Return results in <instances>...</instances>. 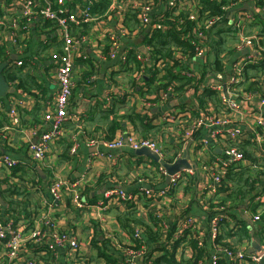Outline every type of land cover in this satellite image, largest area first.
Instances as JSON below:
<instances>
[{"label":"crops","instance_id":"0c3cea01","mask_svg":"<svg viewBox=\"0 0 264 264\" xmlns=\"http://www.w3.org/2000/svg\"><path fill=\"white\" fill-rule=\"evenodd\" d=\"M80 1L71 0L70 5L81 4ZM83 1L88 2V0ZM166 1L157 5L151 13L152 17L167 11ZM256 2L257 0H238L231 4L229 0L228 4L232 7L226 11L223 22L203 32L204 40L208 43L209 48H215L214 45L220 43V49H223L220 58L223 66L214 71L217 72L216 77L221 82H225L230 76L233 63L251 51L250 48H243L242 51L235 50L234 46L239 38L253 36L255 40H260L263 48L261 52L264 53V10L262 7H257ZM130 13L122 12L120 7L115 10L110 7L106 8V10L94 14V19L90 21L87 30L78 34L79 38L77 37L73 51L74 87L67 106L69 119L63 125L60 137L52 144L43 168L37 170L33 176L35 179L26 176V182L23 185L11 183L18 179L12 178L13 172L4 167L1 157L9 156L18 160L26 170V175L29 169L31 170L35 166L28 152V145L50 127V124L44 119V114L51 109L52 99L57 92L54 55L58 56L63 53L64 40L58 31L47 27V21L36 19L30 23L29 33L18 47H14L10 43L6 44V52L9 55L6 61L15 63L16 60H23L24 65L19 68L18 77H20L21 83L19 79L16 81L17 86L11 83V86L15 87V92L0 100V132L3 135L0 136V196L4 200L6 199V203L18 202L14 209L17 210V217L22 215L21 202L25 197L29 199L28 202L32 210L42 203L46 208L56 203L57 206L54 207L53 212L59 219V224L62 225L60 227L70 228L82 236L85 245L82 242L84 247L80 253L93 264H103L104 261V257L97 253L96 247L91 245V240L96 234L94 225H97L100 231L102 225L108 227L106 231L102 230L100 233L101 236H105V234L107 236L100 237L102 243L99 245L104 244L110 250H119L120 244L126 245L131 241V235L123 227V222L128 218L126 215L131 210L126 204L116 203L104 212L103 221H97L95 217L100 218L102 211L99 212L93 208V212L90 213V210L76 209L73 206L72 195L66 188L61 190L60 200L54 202V196L49 191L51 183L57 176L71 181H80L83 184V190L87 189L85 198L90 203H95L106 189L113 188H122L140 196L139 187L143 183L146 184L149 180L148 177L152 183L156 181L151 178L153 165H156L155 161L147 157L142 158L133 154L134 150L129 146H125L123 150H120V153L117 152L119 154L116 156H108L104 152L98 153L101 149L102 151L105 149L90 146V138H106L110 135L107 129L112 121L116 118L123 120L121 119L123 115H127L126 120L122 122L123 129L118 130L115 137L126 134L143 137L141 129L139 127L135 129L133 124L127 120L128 114L133 111L142 115L149 114L150 123L161 127V134H158L154 139L163 149H168L169 155L173 154L174 150H182L183 153L194 151L195 153L197 149V136L186 141L181 135L185 125L181 119L168 123L161 122V118L166 113L178 112L194 102L195 97H198L196 91L191 89L177 91L176 96L169 92L165 97L160 93V101H153L151 100L153 95L147 94L146 88H142L136 82L134 76L136 70L124 66L122 61L124 55L129 57L130 52L137 48L146 56V60L150 61V55L146 54L148 49L145 41L150 29L140 23L137 14L135 19L132 16L134 12ZM241 15L242 19L239 18ZM74 33H78L76 29H74ZM112 35L120 42L114 57L109 53ZM246 50H248L247 53H245ZM261 52H257V54L260 55ZM12 56H16L17 59L12 60ZM202 58L193 60L191 66L199 67L204 61ZM147 70L152 75V71ZM122 95H126L125 107H119L117 104L116 98ZM11 108H16L20 117V123L16 126L11 123ZM262 111L264 113V108ZM257 113L259 112L257 111ZM183 118L189 124L192 114ZM251 129L248 128V131L251 132ZM200 133L205 136L207 131L202 130ZM218 152H220L219 148H213L212 154ZM7 177L12 179L9 181L6 179ZM27 177L29 178L27 179ZM262 179V186H264V176ZM22 186L28 189V193ZM7 189L11 193L3 192ZM22 193H27V195H21ZM263 194V190H258V197ZM197 196H191V194H185L182 190H178L177 204L172 209L167 205L163 207L166 221H172L175 215L179 217L180 212L188 207L190 208L188 214L196 217L202 229L205 228L207 225L206 213L194 200L197 199ZM136 204L137 211L134 212V215L140 218L139 227H142L141 224L150 225L149 208L151 210V207H146L140 197ZM260 204L258 210L262 212L263 216L264 206L262 205L264 204ZM0 206H2L1 203ZM235 213L237 220L245 222L247 232L241 240H239V235L226 239L244 248L247 254L258 251L260 245L264 248V218L261 216L260 220L255 221L247 210L246 203L243 204L242 201L237 205ZM27 217L29 216L27 215ZM227 224V230L241 227L237 225V221L232 219ZM107 239L109 242L106 241ZM257 239H260V242H257ZM86 240L88 241L86 242ZM254 242H256L255 246H253ZM56 264H68L66 251H58ZM207 264H211V262Z\"/></svg>","mask_w":264,"mask_h":264},{"label":"built area","instance_id":"2783aa9c","mask_svg":"<svg viewBox=\"0 0 264 264\" xmlns=\"http://www.w3.org/2000/svg\"><path fill=\"white\" fill-rule=\"evenodd\" d=\"M71 0H0V8L3 13L0 14V43H10L14 47H18L21 41L24 40L29 33V25L33 20H43L54 24L53 28L59 32L64 40L63 53L58 56L54 55L56 61V80L58 83L57 92L52 99L51 109L45 112L44 119L50 124V128L38 135V138L28 145V152L31 159L35 163L36 170L33 168L28 171L27 176L32 177L36 174L38 168L46 162L48 154L51 150L52 144L60 137L63 125L68 121L67 106L72 96L74 82V59L73 51L74 44L77 42L79 36L74 33V25H80L90 22L94 19L93 2L88 0L86 4L70 5ZM164 0H111L110 8L112 10L120 7L122 12H136L137 17L141 24L152 30L163 29L167 30L170 26L164 24L159 15L152 17L151 13L155 10L159 3ZM166 10L181 12V10H189L188 18L197 21L198 27L194 29L196 38L204 40V30L211 28L215 25L221 24L225 18V13L231 9V5L222 7L224 13L206 20L199 21L198 8L200 0H167L165 2ZM260 10V9H259ZM264 10V7H262ZM242 19V15L239 17ZM183 20V19H182ZM235 24V23H234ZM113 36V35H112ZM26 39V38H25ZM112 44L109 53L112 57L116 55L120 42L113 36L110 38ZM195 47V55L190 56L187 52H182L181 49L174 48L175 59H178L184 68L181 72L188 77H194L201 70V67L195 68L191 66V62L195 59L205 56L208 52L209 46L206 41L198 42L192 41ZM236 51H242L243 48H250V53L241 56L235 63H233L230 76L225 82L217 79V72L212 67L208 70L205 80L198 89L188 87L192 91L202 93L204 91L215 92L218 96V102L210 103L204 109H201L199 99L195 97L192 103L186 105L183 110L175 113H166L161 118L162 123H168L176 119L183 121L184 128L181 135L184 136L186 141L193 139L197 136V149L194 153L190 151L187 160L190 164L188 168L177 171L170 175V180L167 183L166 179L169 175L164 162L174 163L182 158L183 151L175 153V159L168 160L169 153L166 152L157 142L156 139L151 137H139L135 134L118 135L113 139L90 138V146L100 147L105 149L99 151L106 153L108 156H116L120 153H112L111 150H123L125 146H129L133 150L141 148H148L159 154L160 160L157 162L158 166L153 165L151 178L156 181L151 182L148 180L141 187L140 193H145L149 198V204L155 206V213L157 216L163 217L162 228L166 232L167 221L163 207L168 205L171 198L167 195L168 188H174L188 180L190 176L197 177V192L200 204L206 201L209 203L217 199L219 195V186L227 175L229 169L235 168L238 170L247 165L245 154L242 151L243 145H249L253 151L264 154V80L260 79L259 91H244L242 88L243 71L247 64L258 62L260 52L263 48L260 40L253 36L239 38L235 44ZM148 53L151 54V46L147 45ZM137 58L144 62L146 56L143 53L137 52ZM124 66L130 64V59L124 55ZM167 62V58H160L155 67L163 70L162 67ZM17 67L23 66V60H16ZM151 73L142 65L141 69L134 73L137 80L142 77H149ZM220 75V74H219ZM172 91V87H169ZM163 97L166 96L161 92ZM196 108L198 116L192 117L190 123L184 120L183 117L193 114L192 109ZM257 111L259 113H257ZM11 120L14 126L20 123V117L16 108H11ZM248 128H252L251 132ZM206 130L207 134L203 136L200 132ZM37 134V132H35ZM0 136H3L0 132ZM219 148L220 152L213 153V148ZM75 151V149H73ZM1 163L10 172H14L17 168H23L22 164L16 159L9 156H2ZM43 168V167H42ZM16 174L20 175L21 171ZM17 178L18 177H13ZM29 177H27L28 179ZM140 178V177H139ZM26 180V177H25ZM18 181V180H15ZM66 188L72 195L73 206L78 210H90L92 213L93 208L99 212L102 211L100 218L95 217L97 221L104 220V212L109 210L110 206L116 203L127 204V202H137L139 196L125 191L122 188L106 189L102 196L90 203L86 200L83 192V184L80 181H71L57 176L50 185V193L54 196V202L60 200V192ZM155 188V189H154ZM22 193L21 195H25ZM27 199V198H26ZM255 203L264 204V194L257 197ZM41 205V204H40ZM37 205L38 213L33 216L27 217L22 213L21 217L13 213V216L4 218L0 211V264H56L58 251H66L68 264H93L89 259L82 255L81 250L85 243L82 241V236H79L76 231L70 228H61L59 219L56 218L54 207L56 203L49 205L47 208L42 205ZM150 206V205H149ZM264 206V205H262ZM1 208V206H0ZM129 208V207H128ZM248 210V209H247ZM249 212L255 221L260 220L262 212L257 208L253 210V205L250 206ZM4 213V212H3ZM223 220V215H213L209 220V241H213L221 234L220 224ZM166 222V223H165ZM196 217L187 214L178 221L177 232L174 235L176 239L181 237L188 229L195 232L198 246L204 244V231L198 223ZM106 225L101 226V230L106 231ZM105 236H107L105 234ZM104 236V237H105ZM142 236V228L137 226L134 229V237L140 238ZM88 240H86L87 242ZM82 242L84 245H82ZM132 244V241L128 245ZM185 243L177 250V254L184 251ZM122 248V244H120ZM186 251V250H185ZM211 264H218L222 257H226L229 264H259L262 251H256L247 254L245 249L241 246L235 249L214 245L212 249ZM126 262L128 264H137L139 260H143L146 254V247L134 249L128 247L125 249Z\"/></svg>","mask_w":264,"mask_h":264},{"label":"trees","instance_id":"16d2710c","mask_svg":"<svg viewBox=\"0 0 264 264\" xmlns=\"http://www.w3.org/2000/svg\"><path fill=\"white\" fill-rule=\"evenodd\" d=\"M236 1L230 0V3L234 4ZM80 2L81 4L87 3L83 0ZM228 2L229 0H200V5L198 8L199 21L223 14L224 10L222 7L225 5H230ZM110 4L111 0H94L93 14L106 10V8H109ZM256 6L264 7V0H257ZM2 13L3 10L0 8V14ZM189 13V10H181V12H170V10H167L165 13H161L159 15L160 20L164 24L170 26V28L167 30L156 29L148 33L145 41L147 42V45L151 46L149 62L148 60L141 62L137 58V52L142 53L138 48L137 50H132L130 52V64L128 65V69L134 68L137 72L143 65L146 69H150L152 71V75L149 77H142L141 80L136 79V82L142 86V88H146L147 94L150 96L153 95L151 98L153 101H160L161 92H164L166 95L169 92H172L173 95L176 96L178 94L177 91L186 90L188 87H192L194 90L198 89L204 82L205 76L210 68L213 67L215 70H218L223 66L222 62L220 61L223 49H220V43H218L214 45L215 48L210 47L208 49V52L205 56V61H203V63L200 65L201 70L197 75L194 77H188L181 72V68H184V65L181 64L178 59H175L176 57L174 55V48L178 47L182 50V52H187L192 57L195 55V47L192 41L196 40L200 43L205 41L203 39L201 41L196 38L194 29L198 27V24L197 21L190 20L188 18ZM135 15L136 12H134V15L132 14L134 17ZM90 23L91 22H86L80 25L72 24V27L77 30L78 35L84 33L87 30V27H89ZM53 25L54 24L51 22H48L47 27L53 28ZM52 30L54 31L55 29ZM220 30L224 31L223 29ZM6 50L7 46L0 43V62L6 61V59H8L9 55L7 54ZM160 58H167V62L162 67L163 70H159V68L154 66V64H156ZM19 68H22V66L17 67L14 61L9 63L7 68L4 70V75L7 82L17 86L18 83H16V81L19 79V82L21 83L20 77H18ZM260 79L264 80L263 52H261L258 62H252L245 66L243 71V80L241 82L243 90L259 91V86L262 85V83H260ZM170 86L172 87V91L169 90ZM195 93L198 94L197 98L199 99L201 109H204L210 103L216 104L218 102V96L215 92L204 91L202 93ZM125 96L126 95H122L119 98H116L119 107H125ZM192 112V117H195V115L198 116L196 108L193 107ZM128 115L129 118L127 120L133 124L135 129H138V127L141 129L143 137L155 138L158 134H161V127H156L150 123L148 117L149 114L142 115L132 111ZM126 116L127 115L121 116V119L123 120L115 117L116 119L112 121L109 129H107L108 133L110 134L106 136L107 139H113L117 131L123 129L122 122L126 120ZM251 147H249V145L242 146V151L245 154L248 164L238 170L232 168L227 171V175L219 186L220 196H218L217 199L210 203L206 201L204 204H200L201 201L198 199V196L197 199H194L206 213L207 225L202 229L205 235L204 244L202 246H198V241L196 238H194L197 229H195V232L190 229L186 230L184 234L178 239L174 237L177 232L178 221L189 213L190 208L187 207L185 210H182L179 214V217L176 215L173 216L172 221L170 220V222L167 223V229L166 232H164L162 228V220L164 218L156 215L155 206L153 204H149L150 198L145 193L143 194L138 191L140 193L139 197L142 199L146 207L149 205L151 207V210L149 208V216L151 217L150 225L147 226L141 224L143 234L140 238H135L134 229L136 226H139L138 222L141 221L139 217L134 215V212L137 211V204L135 202H127L131 211L127 213L128 215L126 216L128 218L125 217L126 219L123 222V227L126 228L131 235L132 244L122 245V248L119 250H110V248L106 247L104 244L99 245V243H102L100 237L104 238V236L100 235L102 230L100 231L97 228V225H94V233L96 232V234L91 240V245L96 247L97 253L100 256L104 257L103 264H128L126 262L125 254V249L128 247H132L134 249H140L143 246L146 247V254L143 260L138 261L137 264H207L210 262L211 256L213 254L212 249L214 248V245L235 249L237 245L231 243L226 238L239 235V240H241L247 232L245 222L242 220H237L238 218H236L235 211L237 209V205L242 201L243 204L246 203L248 210L250 209V206L253 205V210L256 211L261 205L260 203H255L256 198L259 196L257 195L258 190H263L264 193V186H262V176H264V154L253 151ZM164 150L168 152V149L164 148ZM177 152V150H174L173 154L169 155L168 160H174V154ZM154 164L158 166L157 162H154ZM32 168L33 170H36L35 166ZM18 171H21L20 175L16 174ZM11 175L13 177H18V181L13 180L11 183L23 185L26 182V170L23 168H17ZM12 178L7 177L6 179L10 181ZM5 181L8 182L7 180ZM196 182L197 177L190 176L188 180L182 182V184L179 186L168 188L167 195L171 198V201L168 203L167 207L172 209L177 204L178 190H182L185 194H191V196L197 195L198 192ZM22 187H24L28 193V189L25 186ZM86 191L87 189L83 190L84 194H87ZM3 192L8 194L10 190L7 189ZM27 193L25 195H27ZM26 198L27 197L23 198L21 202L22 209L20 211L29 216L37 214L38 208L34 207L33 210L30 209V203L28 202L29 199ZM17 204V201H11L5 204L6 207L4 209L1 206L0 211L4 212H2V216L6 219L10 216H13V211L14 214H17V210H14L16 209ZM216 214L223 215V220L220 224L222 231L215 240L210 242L208 238V223L210 218ZM262 218H264V215ZM231 219L237 221V225H240L241 227L239 229L237 227L234 230H227V223ZM106 241L109 242L108 239ZM185 242L186 246L184 251L181 254H177V250L182 246V243ZM218 264H229V261L226 257H222L219 259Z\"/></svg>","mask_w":264,"mask_h":264},{"label":"water","instance_id":"95a60500","mask_svg":"<svg viewBox=\"0 0 264 264\" xmlns=\"http://www.w3.org/2000/svg\"><path fill=\"white\" fill-rule=\"evenodd\" d=\"M248 50H246L245 53H247ZM148 56L150 55L149 53H146ZM12 60H16L17 57L16 56H12L11 58ZM9 65V61H3L0 62V98H5L7 97L9 94H13L15 92V87L11 86V84L9 82H7L5 75H4V70L7 68V66ZM96 149V148H95ZM97 150V149H96ZM120 150H111L112 153H117ZM133 154H135L136 156L139 157H147L155 162H158L160 160L159 154L148 149V148H141L138 150H134L132 151ZM187 157H189V153L188 151H186L183 155L182 158L178 159L176 162L174 163H168V162H164V166L167 168L168 170V177L166 179V182L168 183L170 180V175L183 170L185 168H188L190 166ZM40 169V168H38ZM104 192V191H103ZM0 203L2 205V208L4 209L6 207V202L4 200V198H2L0 196ZM260 242V239H257V242ZM256 245V242L253 243V246ZM259 249H257L258 251H262L264 248L260 245L258 246ZM259 264H264V253L261 256V259L259 261Z\"/></svg>","mask_w":264,"mask_h":264}]
</instances>
